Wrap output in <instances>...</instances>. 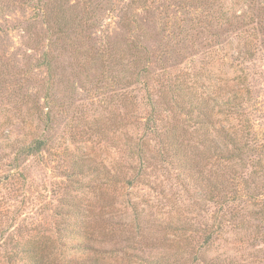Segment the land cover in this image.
I'll list each match as a JSON object with an SVG mask.
<instances>
[{
	"label": "rangeland",
	"instance_id": "obj_1",
	"mask_svg": "<svg viewBox=\"0 0 264 264\" xmlns=\"http://www.w3.org/2000/svg\"><path fill=\"white\" fill-rule=\"evenodd\" d=\"M76 249L264 264V0H0V264Z\"/></svg>",
	"mask_w": 264,
	"mask_h": 264
},
{
	"label": "trees",
	"instance_id": "obj_2",
	"mask_svg": "<svg viewBox=\"0 0 264 264\" xmlns=\"http://www.w3.org/2000/svg\"><path fill=\"white\" fill-rule=\"evenodd\" d=\"M60 18L62 17L60 14H59ZM46 67L47 69H49V64H46ZM46 108V107H44ZM49 119V111L43 115V119L41 122H43V124H45V121H47ZM46 128V127H45ZM234 140H237V136H234L233 137ZM167 142V145H166V149L164 150H161L159 155L163 156V155H166L168 158L170 159H183V154L180 153V150L175 147L176 145V137L174 135H171L170 137L167 136V138H165ZM43 148H45V142L42 141V140H39V139H33L29 142L28 145H24L20 148L19 150V155H22V156H33V155H37L39 154ZM70 214H73V215H78L77 213H74L73 210L70 211ZM65 219H69L68 215H65ZM65 222L63 223H60L62 224L61 227H59L58 229H55V240H53V242H56V241H59L60 244H63L62 243V240L63 239H66V235H68L69 233L72 232L73 230V226L68 230L67 228V224L65 225L64 224ZM73 240H75L76 242H79V238L78 236L75 237ZM39 241H42V240H39ZM38 241V242H39ZM50 242V238H47L46 242H44V244H48ZM42 244V242L40 243ZM75 253H79L80 254V257H78V259H72V258H67L65 259L64 261L63 258L64 256H61L59 255L58 257H60V261H62L61 263L62 264H92V262L89 260H85V256L88 257V252L87 250L85 249H76ZM30 257L32 258L33 256H29V259Z\"/></svg>",
	"mask_w": 264,
	"mask_h": 264
}]
</instances>
